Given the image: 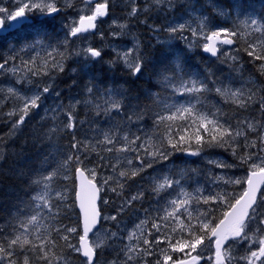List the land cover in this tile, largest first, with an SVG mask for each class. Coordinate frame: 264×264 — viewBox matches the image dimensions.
I'll return each instance as SVG.
<instances>
[{
  "label": "snow or ice",
  "instance_id": "snow-or-ice-1",
  "mask_svg": "<svg viewBox=\"0 0 264 264\" xmlns=\"http://www.w3.org/2000/svg\"><path fill=\"white\" fill-rule=\"evenodd\" d=\"M58 3L0 0V39L31 30L19 50L12 47L0 55V75L15 77L0 84V122L10 125L7 135L12 138L39 118L31 140L35 158L26 154L25 140L12 154L20 166L0 171L26 181V192L31 189L0 221V264H72V254L81 264H100L102 249L111 254L105 264H264V81L245 80L239 56L231 54L243 41L249 63L264 76V12L243 0L229 5L232 11L219 0H143L142 5L123 0L126 22L120 23L110 17V5L118 6L112 0H82L78 19H66L63 39L53 41L49 30L64 10ZM74 7L71 0L64 5ZM178 9L182 15H176ZM233 14L239 23L231 27L214 21V16ZM104 17L118 29L108 33L119 41L109 44V59L108 51L90 40L94 35L105 39L98 27ZM129 19L155 34L161 48L153 45L155 51H146L131 33ZM160 32L168 34L167 41L159 39ZM128 35L133 38L125 40ZM177 37L187 51L200 47L228 65L229 75L218 76L211 67L191 70L185 49L171 44ZM149 66L153 87L136 88ZM120 68L127 79L115 75ZM60 74L69 76L65 88L57 84ZM21 84L31 87L22 92ZM73 90L65 103V93ZM213 95L232 105V111L215 103ZM48 100L52 103L46 104ZM8 103L13 106L5 112ZM64 136L70 137L66 150L57 143ZM4 146L0 136V170ZM210 148L230 151L238 161L209 160L215 168L243 167L245 174L214 173L202 183L198 170L167 165L177 152L199 156ZM70 174L80 181L76 200L82 232L60 219L63 208L71 205L66 203L67 189L58 190L57 181L70 179ZM102 191L119 201L112 215H102L97 205L98 200L110 203L101 198ZM125 214L139 223L122 227ZM102 220L114 222L117 230L105 229L106 239L90 240L89 233L96 236ZM239 247H244L243 255L237 254Z\"/></svg>",
  "mask_w": 264,
  "mask_h": 264
},
{
  "label": "trees",
  "instance_id": "trees-1",
  "mask_svg": "<svg viewBox=\"0 0 264 264\" xmlns=\"http://www.w3.org/2000/svg\"><path fill=\"white\" fill-rule=\"evenodd\" d=\"M234 2H235V0H219V3L221 5H223L226 8V10H228V11H232L231 8H229L228 6L230 4H232V3H234ZM243 2L246 5H251L252 7H254L257 12H264V0H258V1L257 0H253V1L252 0H243ZM262 3H263V5H262ZM215 17L218 18V23L222 24L224 27H231L234 22L235 23L237 22L234 14H233V16L231 18H229V22H227V23H224V22L221 21V18H224V17H221V16H215ZM256 35H258V34H256ZM54 39H56V35H53V41H55ZM163 40H164V38H161V41H163ZM180 40L181 39L179 37H177L176 39H174V42L171 43V44L173 46H178L181 49H185V54L187 56V66L191 70H202V69H204L206 67H211L214 71L216 70V72H218L217 73L218 76L225 77V76L229 75V66L228 65L222 64L219 61H217L216 59L215 60H211V59L205 57L202 54V52L200 51L199 47H195L191 51H187L185 43H181ZM143 42H144L143 44L146 46V49H145L146 51H149V52L155 51V49H153L151 47V46H153L151 43H150V47L152 49L150 47H148L149 43H147L146 41H143ZM146 44H148V45H146ZM155 46H156V49H160L161 48V46H159L158 44H156ZM72 47H73V45H72ZM236 47L237 46L234 45L233 49H235ZM244 47H246V45L243 43V41H241L239 43V49L240 50L238 52L233 51L231 54L239 56L240 63L243 65L244 78H246L249 75V77H247L245 80H247L250 77L254 76L257 79L264 81V76L260 75V73L257 70L256 65L253 64V63H249V58L247 57L246 53L243 51ZM163 50H167V45L166 44L163 46ZM109 58H111V54L110 53H108V55L105 57V59H109ZM206 64H207V66H206ZM212 64L215 67H213ZM68 65L69 66H74L72 61H69ZM226 69H227V72H226ZM152 71L153 70H152L151 66H149V68L147 70V73H146V75L144 77V80H141V82L138 81L137 85H135V87L138 88V89H150V88H152L153 87V82L152 81H147V80H149V77L152 75ZM223 72H224V74H223ZM115 75L119 79H127L128 78L127 77V73L122 68H120V71L117 70ZM232 75H237V74L233 73ZM44 79H47V78L45 77ZM68 82H70L69 76H66L64 74H60V76L57 79V84L61 88H65L66 87V83H68ZM236 86H239V85L237 84ZM126 87H132V85L129 84V85H126ZM163 93L164 92H162L161 94L162 95H167V93H164V94ZM74 94H75V90H73L72 93H67L66 92L65 93V103H67V97L69 95H74ZM177 99H179V98H177ZM211 99L213 101L215 100L214 102L217 103L218 105H222L224 107L225 111H227V112H231L232 111L233 106L229 105V104H225L223 102L222 98H220L219 96L213 95ZM51 103H52L51 100L46 101V104H51ZM80 114H81V118H84V110L83 109H80ZM38 119H39L38 117L33 118V120L28 122L29 124L27 123V125L24 126V130H23L22 133H17L12 138H9V136L7 135L8 132H9L10 125L8 123H6V122H0V136H2L4 138V140H5L4 152L6 154V160L4 162V168L2 170H0V171H5L6 172L9 168L19 167L20 166L19 160L16 159L12 154L15 153V152H18L20 150V147H21V145L24 144L25 140L28 141L26 154L29 155V156H32L33 158H35L37 149L33 148L32 144H31V140H32L33 130L38 127ZM147 127L151 128V120H148ZM69 140H70V137L64 136V137L60 138L57 141V143L63 149L66 150L67 149V145L69 144ZM44 148H45V150H47V144L46 143L44 145ZM195 148H196V145L193 143L191 150H195ZM209 160H224V161H226L229 164H238V161L231 154L230 151H225L224 149H220V148H210V149H205L201 153V155H199V156H191V155L185 154L184 152H177L172 157H170V160H169V162H167V165H168V167H172L173 163H174L176 166H178L180 168H184V167L190 168L191 167V169H192V167H193V169L194 168L196 169L197 166H199L196 170L203 169L201 171L198 170L199 173H200L201 180L203 179L201 181L202 183L205 182L207 180V178L211 174H214V173L227 172L229 175L231 174V175H235V176H243L245 174V169L243 167H241V168L240 167H235L236 169L235 168H231L229 170L228 169H217V168L214 167V165L209 163ZM186 164H187V166H185ZM194 164H196V165H194ZM204 164L206 166H204ZM94 165H95V161H93L92 164H89V167H93ZM189 165H191V166H189ZM202 166H204V167H202ZM204 169H205V171H204ZM208 169H210V170H208ZM206 170H207V172H206ZM148 171L151 172L152 170L149 169ZM237 171H241V173L237 172ZM208 172H211V173H208ZM201 173H203V174H201ZM206 174H208V176H206ZM70 176H71V178L68 179V180H63L61 178V179H59L57 181L58 190L67 189L66 195H67L68 199H67L66 203L71 205V208H63L60 219L62 220L63 224L69 225V226H73V227H77L78 230H79V218H78V214H77V212L75 210L74 201H73L74 181H73V176L71 174H70ZM25 189H27L26 181L19 180V179L15 178L12 175L0 174V221H3V219L8 215V212L13 209V206L15 204L18 203V198L27 199L28 194H30V192H31V189H28L27 192L25 191ZM239 190H240V188H239V186H237L236 187V191H239ZM110 198H111L112 203L115 200V203H113V207L115 208L116 204H118L119 201L116 200L115 196H110ZM144 206L145 207L148 206V202L147 201H145ZM129 221H130V217H129ZM137 223H139V220L137 221ZM41 224L43 225L44 221H41ZM41 230H43V229H41ZM53 235H55V234H53ZM73 242H76L75 238L73 239ZM57 243L59 245H62L63 241H59L58 238H57ZM54 251L59 254L61 249H60V247H57L56 249H54ZM109 253H110V250H106V252L104 253L105 257H107L106 260L111 259V255ZM70 259L72 261V264H81L80 258L77 257L75 254H72ZM73 261H74V263H73Z\"/></svg>",
  "mask_w": 264,
  "mask_h": 264
},
{
  "label": "rangeland",
  "instance_id": "rangeland-1",
  "mask_svg": "<svg viewBox=\"0 0 264 264\" xmlns=\"http://www.w3.org/2000/svg\"><path fill=\"white\" fill-rule=\"evenodd\" d=\"M68 2V0H59V3L58 4H60V7L62 8V9H68V8H64V5L66 4ZM71 2L76 6V7H74L72 10H71V12H69L67 15H66V17L64 18V21L67 19V20H72V19H78V15H79V13H78V9H79V7H81L82 5L80 4V0H71ZM178 16L179 15H182L183 14V10L182 11H177V13H176ZM210 14H211V12H210ZM235 16V15H234ZM214 21H215V23H217V24H219V25H221V26H223L222 24H220V23H218V18H216L215 16H214ZM221 21L222 22H224V23H227V22H229V18H221ZM237 24L239 23L238 21L236 22ZM112 25V22H110V23H108V24H106V25H104V26H102L101 28H100V30L101 31H103L104 33H105V39L102 41L101 39H100V37H99V39L102 41V43H103V47L104 48H108V46H109V44H110V41H109V39H112L109 35H108V33L110 32V31H114V29H115V26H111ZM111 26V27H110ZM193 27H195V22H194V20H193ZM224 27V26H223ZM189 35V38L191 39V36H190V34H188ZM158 37H159V39L161 40V38H164V40L163 41H167L168 40V34L166 33V32H161L160 34H158ZM156 39V38H155ZM91 41H93V42H97L96 40H91ZM156 41V43H157V40H155ZM155 41H153V42H155ZM77 43H78V46H79V44H80V42L79 41H77ZM200 43H203V41H201ZM111 44H115V43H111ZM155 44V43H154ZM39 62V61H38ZM8 82H5V81H2L1 79H0V84H4V85H6ZM20 89H21V91L22 92H26L30 87H31V85H27V84H21V85H19L18 86ZM17 104H19V101H17L16 102ZM10 106H13L11 103L9 104V106H7V109L9 110L10 109ZM6 107V106H5ZM7 109H3L5 112L6 111H8ZM100 175H98V177H97V179L98 180H100ZM104 194H105V197H106V199H108L109 201H110V196H114V194L113 193H111V192H105V191H102ZM113 203L110 201V203L108 204V205H104L102 202H101V207L102 208H104V216H108V215H112V214H114V207H113V205H112ZM112 210V211H111ZM124 217H126V220H125V218ZM124 217H123V223H122V227H125L126 226V228L127 229H131L132 227H134V226H130V224H128L129 223V217H130V220H132V216H128V214H125L124 215ZM128 219V220H127ZM104 223H103V225H102V227H100V231L99 232H97L96 233V236H93L92 235V237H91V239L90 240H93V239H97V238H99V239H106V236H105V232H104V230L105 229H108V230H110V231H116L117 229L114 227V222H112V221H103ZM127 223V224H126ZM132 223V222H131ZM126 234V233H125ZM242 248H244V247H239L238 249H237V254H239L240 253V250L242 249ZM106 250H104V249H102L101 250V252H102V256L100 257V259H99V261H100V264H105V261H106V257H105V254H104V252H105ZM241 255V254H240Z\"/></svg>",
  "mask_w": 264,
  "mask_h": 264
},
{
  "label": "flooded vegetation",
  "instance_id": "flooded-vegetation-1",
  "mask_svg": "<svg viewBox=\"0 0 264 264\" xmlns=\"http://www.w3.org/2000/svg\"><path fill=\"white\" fill-rule=\"evenodd\" d=\"M80 4L82 5V0H80ZM99 2H103V0H99ZM112 3L113 4H117L118 6L116 7H112L110 5V17H114L118 20V22L120 23H123V22H126L125 21V15H126V9L123 8V0H112ZM139 4H143V0H140L138 2ZM59 6V5H58ZM124 18V19H123ZM141 19H143V17H141ZM127 23L129 24L130 26V30H131V33L134 34L136 37H140V36H143L148 30L145 26L143 25H140L138 23H136L135 20L133 19H129L127 20ZM151 23V21H150ZM114 30H118L116 27ZM28 33V30L25 31V32H21L19 34H14L12 36H9L7 40H3V39H0V55H7L9 50L12 48V47H16L17 50H19V48L26 42L24 41L23 37L26 36V34ZM150 33V32H149ZM24 35V36H23ZM22 36V37H20ZM127 38L131 39L133 38L132 35H128L126 36ZM15 42H14V40ZM12 39V40H11ZM18 39V40H17ZM11 40V41H10ZM21 40V41H20ZM8 41V42H7ZM2 42V43H1ZM7 42V44H6ZM28 42V41H27ZM16 43V44H15ZM3 44V45H2ZM10 46H9V45ZM2 45V46H1ZM8 45V46H7ZM2 47V48H1ZM6 49V50H5ZM28 57H24V59H27ZM16 64H20V61H16L15 62ZM22 67V66H21Z\"/></svg>",
  "mask_w": 264,
  "mask_h": 264
},
{
  "label": "bare ground",
  "instance_id": "bare-ground-1",
  "mask_svg": "<svg viewBox=\"0 0 264 264\" xmlns=\"http://www.w3.org/2000/svg\"><path fill=\"white\" fill-rule=\"evenodd\" d=\"M252 1H253V0H252ZM257 1H258V0H257ZM229 3H230V2H229ZM257 4H258V3H257ZM230 5H231V4H230ZM262 5H263V3H262ZM176 15H177V14H176ZM123 19H124V18H123ZM231 21H232V20H231ZM25 34H26V33H25ZM23 36H24V35H23ZM20 37H22V36H20ZM12 39H13V38H12ZM12 39H11V40H12ZM11 40H10V41H11ZM13 40H14V39H13ZM17 40H18V39H17ZM20 41H21V40H20ZM24 41H25V40H24ZM7 42H8V41H7ZM7 42H6V44H7ZM14 42H15V40H14ZM1 43H2V42H1ZM143 43H144V42H143ZM150 43H151V42H150ZM150 43H149V45H148V44H146V45H148V47H150ZM154 43H155V44H154ZM15 44H16V43H15ZM151 44H152V45H156L157 43H156V41H155V42H152ZM175 44H176V43H175ZM2 45H3V44H2ZM2 45H1V46H2ZM8 45H9V44H8ZM8 45H7V46H8ZM9 46H10V45H9ZM159 46H161V45H159ZM185 46H186V45H185ZM148 47H147V48H148ZM165 47H166V46H165ZM1 48H2V47H1ZM150 48H151V47H150ZM182 48H183V47H182ZM151 49H152V48H151ZM5 50H6V49H5ZM147 50H148V49H147ZM194 50H195V49H194ZM192 59H193V58H192ZM192 59H191V60H192ZM194 60H195V59H194ZM207 62H208V61H207ZM193 63H194V62H193ZM243 63H244V62H243ZM217 65H218V64H217ZM206 66H207V64H206ZM212 66L215 67L213 64H212ZM224 68H225V67H224ZM122 69H123V68H122ZM119 71H120V69H119ZM215 71H216V70H215ZM226 72H227V69H226ZM217 73H218V72H217ZM118 74H119V73H118ZM123 74H124V73H123ZM223 74H224V72H223ZM226 74H227V73H226ZM226 74H225V75H226ZM243 74H244V73H243ZM225 75H224V76H225ZM237 75H238V74H237ZM252 76H253V75H252ZM247 77H249V75H248ZM247 77H246V78H247ZM253 77H254V76H253ZM246 78H245V79H246ZM60 80H61V79H60ZM142 80H144V78H143ZM147 81H150V80H147ZM140 82H141V81H140ZM150 83H151V82H150ZM62 84H63V83H62ZM141 84H142V83H141ZM64 85H65V84H64ZM136 85H137V84H136ZM147 87H148V86H147ZM163 94H164V93H163ZM211 98H212V97H211ZM214 101H215V100H214ZM219 101H220V100H219ZM221 103H222V102H221ZM229 105H230V104H229ZM32 120H33V119H32ZM28 124H29V123H28ZM8 126H9V125H8ZM30 130H31V129H30ZM214 151H215V150H214ZM221 156H222V155H221ZM176 157H177V156H176ZM209 158H210V157H209ZM233 159H234V158H233ZM207 160H208V159H207ZM203 163H204V162H203ZM184 164H185V163H184ZM197 164H198V163H197ZM207 164H208V163H207ZM182 165H183V164H182ZM182 165H181V166H182ZM192 165H193V164H192ZM194 165H196V164H194ZM199 165H200V164H199ZM208 165H209V164H208ZM185 166H187V164H186ZM189 166H191V165H189ZM189 166H188V167H189ZM204 166H206V165L204 164ZM204 166H202V167H204ZM194 167H195V166H194ZM198 167H199V166H197V168H198ZM208 167H209V166H208ZM190 168H191V167H190ZM197 168H196V169H197ZM200 168H201V167H200ZM240 168H241V167H240ZM192 169H193V167H192ZM194 169H195V168H194ZM205 169H206V168H205ZM205 169H204V171H205ZM235 169H236V168H235ZM198 170H199V169H198ZM201 170H203V169H201ZM201 170H199V171H201ZM208 170H210V169H208ZM228 170H229V169H228ZM206 172H207V170H206ZM237 172H240V173H241V171H237ZM203 173H204V172H203ZM203 173H201V174H203ZM208 173H211V172H208ZM230 175H231V174H230ZM206 176H208V174H206ZM202 180H203V179H202ZM202 180H201V181H202ZM57 184H58V183H57ZM14 194H15V193H14ZM20 194H21V193H20ZM20 194H19V195H20ZM9 195H10V194H9ZM112 196H113V195H112ZM5 197H6V196H5ZM9 198H10V197H9ZM113 199H114V198H113ZM112 205H113V204H112ZM3 211H4V210H3ZM65 211H66V210H65ZM111 211H112V210H111ZM70 213H71V212H70ZM65 216H66V215H65ZM132 217H133L132 220H130L128 224H130V225L133 226L135 223H137L138 219H137L136 217H134V216H132ZM63 219H64V218H63ZM65 221H66V220H65ZM131 222H132V223H131ZM70 223H71V222H70ZM126 224H127V223H126ZM105 252H106V251H105ZM107 254H108V253H107ZM109 254H110V253H109ZM110 255H111V254H110ZM106 258H107V257H106ZM108 259H109V258H108ZM78 262H79V261H78ZM73 263H74V261H73Z\"/></svg>",
  "mask_w": 264,
  "mask_h": 264
},
{
  "label": "water",
  "instance_id": "water-1",
  "mask_svg": "<svg viewBox=\"0 0 264 264\" xmlns=\"http://www.w3.org/2000/svg\"><path fill=\"white\" fill-rule=\"evenodd\" d=\"M225 47H227V46H225ZM204 54L208 55L210 58H215V57H211L210 54H207V53H204ZM74 183H75L74 203H75V208H76V210L79 214V217H80V227H81V232H82V214H81V210L79 208V202L76 200V191L78 190V186L80 184V181L74 177ZM98 201H97V204H98ZM97 227H98V225H97ZM90 235H91V233H89V236Z\"/></svg>",
  "mask_w": 264,
  "mask_h": 264
}]
</instances>
